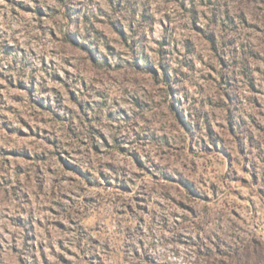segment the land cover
<instances>
[{"label": "rangeland", "instance_id": "374dc122", "mask_svg": "<svg viewBox=\"0 0 264 264\" xmlns=\"http://www.w3.org/2000/svg\"><path fill=\"white\" fill-rule=\"evenodd\" d=\"M0 264H264V0H0Z\"/></svg>", "mask_w": 264, "mask_h": 264}]
</instances>
